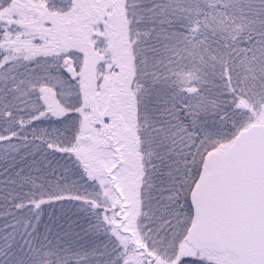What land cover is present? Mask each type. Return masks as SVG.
I'll return each mask as SVG.
<instances>
[{
  "label": "snow or ice",
  "instance_id": "obj_1",
  "mask_svg": "<svg viewBox=\"0 0 264 264\" xmlns=\"http://www.w3.org/2000/svg\"><path fill=\"white\" fill-rule=\"evenodd\" d=\"M0 264H264V0H0Z\"/></svg>",
  "mask_w": 264,
  "mask_h": 264
}]
</instances>
